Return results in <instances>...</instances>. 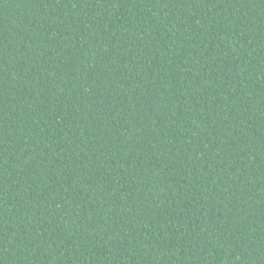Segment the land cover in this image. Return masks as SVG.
Here are the masks:
<instances>
[{
  "label": "trees",
  "instance_id": "1",
  "mask_svg": "<svg viewBox=\"0 0 264 264\" xmlns=\"http://www.w3.org/2000/svg\"><path fill=\"white\" fill-rule=\"evenodd\" d=\"M0 264H264V0H0Z\"/></svg>",
  "mask_w": 264,
  "mask_h": 264
}]
</instances>
